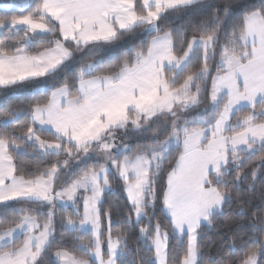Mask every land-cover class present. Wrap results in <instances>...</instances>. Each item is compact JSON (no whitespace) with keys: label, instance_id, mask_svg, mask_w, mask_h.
Masks as SVG:
<instances>
[{"label":"snow or ice","instance_id":"6c2138e0","mask_svg":"<svg viewBox=\"0 0 264 264\" xmlns=\"http://www.w3.org/2000/svg\"><path fill=\"white\" fill-rule=\"evenodd\" d=\"M0 12V90L32 96L0 97V264H201L205 227L264 203V0ZM250 215L218 264H264Z\"/></svg>","mask_w":264,"mask_h":264},{"label":"trees","instance_id":"16d2710c","mask_svg":"<svg viewBox=\"0 0 264 264\" xmlns=\"http://www.w3.org/2000/svg\"><path fill=\"white\" fill-rule=\"evenodd\" d=\"M11 0H0V7L1 5L9 4ZM33 2L30 0L29 3ZM19 10L13 11L11 14H17ZM4 14L0 12V15ZM179 23V22H178ZM5 92H7L9 99L8 104L15 107L21 103H29L32 100V96L27 91H14L11 89L8 90H0V97H3ZM192 126L198 127L201 126L196 121L192 122ZM25 169L28 172L34 171V166L32 164H24ZM168 166H165V172L160 181V187L164 186L166 181V174H167ZM261 188L257 185L255 193H245V197L251 202L249 212L246 213L244 217H235V219L228 221L229 216H234L235 211L238 207L235 203L229 209H227L223 216L217 218L214 225L211 229L205 227L204 231L206 233L204 239L201 241V256L199 259L201 260V264H218L220 260L219 249L222 246L223 237L225 240L228 239L233 233L236 232H247L248 231V223L252 219L250 212L251 211H258L260 209H264V203H261L259 199V193L261 192ZM57 226H59V216L57 217ZM138 234V230H136L132 234V239L130 243L132 247H136L135 244V236ZM247 239V236H245ZM176 241L172 240L171 244H175ZM226 247V246H225Z\"/></svg>","mask_w":264,"mask_h":264},{"label":"rangeland","instance_id":"374dc122","mask_svg":"<svg viewBox=\"0 0 264 264\" xmlns=\"http://www.w3.org/2000/svg\"><path fill=\"white\" fill-rule=\"evenodd\" d=\"M30 0H27V2H29ZM1 6H3V5H1ZM201 108H203V105H201ZM193 115H194V113H193Z\"/></svg>","mask_w":264,"mask_h":264}]
</instances>
